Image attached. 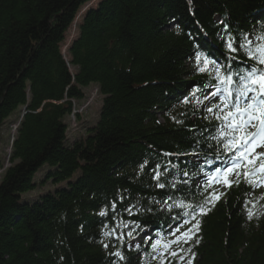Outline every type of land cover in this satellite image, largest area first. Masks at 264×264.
Returning a JSON list of instances; mask_svg holds the SVG:
<instances>
[{"label": "trees", "instance_id": "obj_1", "mask_svg": "<svg viewBox=\"0 0 264 264\" xmlns=\"http://www.w3.org/2000/svg\"><path fill=\"white\" fill-rule=\"evenodd\" d=\"M92 1L0 0V138L22 111L0 179V264H188L193 254V264H264V190L243 178L197 217L198 244L172 245L182 261L164 248L175 239L168 228L176 211L162 210L163 201L202 204L217 193L188 191L204 170L192 168L191 153L222 155L209 148L222 147L213 117L194 98L202 100L212 82L194 54L204 49L223 60L218 36H264V0ZM90 85L101 97L96 118L69 140L65 118ZM169 160L174 166L161 189L155 165L163 171ZM47 184L50 190L28 200ZM113 202L117 221L142 225L134 239L118 240L114 221L99 214L111 215ZM144 232L162 243L154 250L141 242ZM117 251L124 259L112 255Z\"/></svg>", "mask_w": 264, "mask_h": 264}, {"label": "snow or ice", "instance_id": "obj_2", "mask_svg": "<svg viewBox=\"0 0 264 264\" xmlns=\"http://www.w3.org/2000/svg\"><path fill=\"white\" fill-rule=\"evenodd\" d=\"M218 39L225 49V52L221 53L223 60L204 49H200L194 54L198 71L208 73L216 82L203 95L202 100L199 97L194 98L198 104H203L205 110L220 122L222 147L209 145V148L218 153L222 152V155L216 156V161L219 163L208 162L207 167L211 168V171L203 172L205 177L203 181L196 180L190 185L189 179L183 180L184 185H190L188 188L190 192L193 188L204 191L207 187L219 183L231 188L232 181L228 177L232 174H235L237 178L243 176L244 182L251 184L253 188L264 185V153H256L255 151L256 148L264 147V43L254 45L253 41L246 37L237 40V38L227 34L218 36ZM257 40L264 41V36L257 37ZM249 61L251 63H248ZM183 102L188 103L189 98L185 97ZM249 129H254V131H249ZM195 143L198 144L199 141H195ZM191 154L196 157L199 153L194 150ZM165 155L175 156L176 154L166 153ZM257 161H259L258 167L256 166ZM191 165L193 169H199L202 167V162L199 159H194L191 161ZM170 166H174L173 160H169L165 164L163 171H161L159 163L155 165L152 179L157 181L156 187L161 189L166 187V183L161 180V177H167ZM182 171L184 177L190 176V170L187 167H184ZM258 172L260 179L257 180L255 177ZM167 183L168 186L180 191L173 181L168 180ZM220 195L223 193L217 194L215 191H211L202 204L181 201L173 206L168 201H163L165 204L163 211L168 213L176 211V215L169 216L171 223L168 228V234L174 236L175 239L164 244L165 250L172 257H179L181 261L184 259L183 256H180V252L171 250L173 244H190L193 239H195V243H199L198 233L201 221L197 217L207 215L211 210L208 205L214 206V201H218ZM186 208L188 211H184ZM124 211L129 215L133 214L132 208L126 207ZM99 214L107 216L110 221H114L110 231L115 234L118 240L123 239L124 236L134 239V232L142 227L140 223L134 220L120 219L117 221L116 217L119 215V210L116 202L111 205V215L107 211H101ZM252 216L253 213L249 211V219ZM185 224L190 225V227L181 232L180 229ZM121 228L128 230L122 232L120 231ZM108 234L105 233L106 236ZM140 239L141 242L151 243L154 250L162 243L160 239H155L149 232H144ZM104 247L108 248L109 245L105 244ZM135 247L139 248L140 245L137 244ZM188 250L191 251V247ZM112 255L124 259L119 251L112 253ZM193 260H189L188 264H193Z\"/></svg>", "mask_w": 264, "mask_h": 264}, {"label": "rangeland", "instance_id": "obj_3", "mask_svg": "<svg viewBox=\"0 0 264 264\" xmlns=\"http://www.w3.org/2000/svg\"><path fill=\"white\" fill-rule=\"evenodd\" d=\"M98 0H93L91 4H94ZM89 4V5H91ZM85 5L81 8V11L77 14L75 22L79 21L80 16L82 15L83 11L89 6ZM75 22L73 24H75ZM74 25L71 27V30L66 35V44L68 43V35L73 34ZM62 52L65 51V46L61 48ZM94 85H90L88 88L84 89V98L78 102L77 108L73 113L65 118V123L67 125L66 137L69 140H73L74 138L80 136L82 134V126L84 124H92L96 118V111L100 107V100L101 97L99 93H97V88H93ZM74 107V106H73ZM21 110L16 111L12 117L7 121L1 131V138H0V179L3 175V172L6 168L10 166L8 163V157L10 154V147H11V140L15 134V119L21 114ZM42 173L36 175V179L41 178ZM50 185H45L39 190L35 191L34 193H30L27 195L28 200H34L40 193H44L50 190Z\"/></svg>", "mask_w": 264, "mask_h": 264}, {"label": "bare ground", "instance_id": "obj_4", "mask_svg": "<svg viewBox=\"0 0 264 264\" xmlns=\"http://www.w3.org/2000/svg\"><path fill=\"white\" fill-rule=\"evenodd\" d=\"M9 156H10V154H9ZM8 161H9V157H8ZM9 163V162H8Z\"/></svg>", "mask_w": 264, "mask_h": 264}]
</instances>
